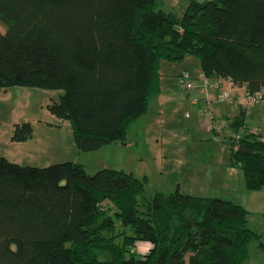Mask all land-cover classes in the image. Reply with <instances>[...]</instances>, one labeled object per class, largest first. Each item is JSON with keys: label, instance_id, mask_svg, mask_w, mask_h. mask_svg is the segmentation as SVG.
Wrapping results in <instances>:
<instances>
[{"label": "trees", "instance_id": "16d2710c", "mask_svg": "<svg viewBox=\"0 0 264 264\" xmlns=\"http://www.w3.org/2000/svg\"><path fill=\"white\" fill-rule=\"evenodd\" d=\"M0 21V89L62 90L48 109L81 152L126 143L161 92L163 61L194 56L207 77L264 90V0H191L181 15L158 0H0ZM230 126V163L261 190L264 136L244 112ZM32 131L15 124L12 140ZM145 185L123 170L0 157V264H243L261 239L241 204L179 187L146 198ZM137 242L152 248L140 255Z\"/></svg>", "mask_w": 264, "mask_h": 264}, {"label": "rangeland", "instance_id": "374dc122", "mask_svg": "<svg viewBox=\"0 0 264 264\" xmlns=\"http://www.w3.org/2000/svg\"><path fill=\"white\" fill-rule=\"evenodd\" d=\"M190 1L158 0V8L181 15ZM0 30L5 32L1 21ZM178 63L185 65H179V69H200L199 59L194 56L186 63ZM174 82L175 87L164 92L168 93L164 98H160V92L150 101L148 112L128 131L126 143H113L89 152L78 150L70 121L59 119L48 109L53 100H59L62 90L29 86L0 89V157L33 167L71 161L82 164L90 174L103 168L123 170L146 179V198L179 187L186 194L220 197L241 204L250 210L248 226L261 234L260 241L250 243L249 257L243 264H264V247L259 245L260 242L264 244V204L258 201L264 194L259 197L256 192L246 190L241 170L239 176L235 174L221 187L205 180L212 169L222 167L220 151L225 154V159L229 154L213 129L202 131L203 122L214 126L210 120L213 110L210 102L203 99L202 107L194 109L186 99L188 90L182 87L179 77L174 78ZM197 88L189 92L193 93ZM21 123L31 124L32 135L24 142H15L12 140L14 126ZM108 206H112L110 201L102 203V207ZM260 209L262 211H258ZM134 251L140 255L149 252L146 245L138 242Z\"/></svg>", "mask_w": 264, "mask_h": 264}, {"label": "crops", "instance_id": "0c3cea01", "mask_svg": "<svg viewBox=\"0 0 264 264\" xmlns=\"http://www.w3.org/2000/svg\"><path fill=\"white\" fill-rule=\"evenodd\" d=\"M188 60H190V55L186 56L182 62L186 63ZM182 64L183 63L167 62V61L166 63H164V61L161 63V67H160L161 97L160 98H164V94H168L164 92L167 91L169 92V89L175 87L174 78L178 79V77L181 75L182 72L187 71L192 76L198 88L193 93L186 91V99L190 100V103L194 109H198V108L200 109L202 107L203 105L202 102H204L203 99H205L206 102H210V104L213 107V110L211 111L210 120L211 123H213L214 125L213 126L214 133L221 137L222 144L227 148L228 154H229L228 145L227 143L224 142V139L234 134L230 126V123L243 112L246 115L247 126L250 127L251 129H257V132L261 133L264 136V107L255 105L251 107V114L247 115L246 103L244 98L247 93L245 86H235L229 80L213 75L212 77H207V76L206 77L213 82L219 83V87L216 88L210 86L204 90L200 87L201 79L202 77L205 76V74L201 70V67L199 70L196 71H189L185 67L179 69V65L185 66ZM174 75H175L174 78L171 77ZM223 93H229L232 99L231 103H226L220 100V97ZM210 104L208 103V105ZM204 113H206V111H204ZM204 127H205V123L203 122L201 126L202 131L208 132L204 129ZM220 153L222 154V162H221L222 167L217 169H212L211 174L205 176V180L209 181L211 185L214 184L218 187L225 185V182L234 178L235 174L236 176L237 174L239 176V171H240L238 167H234L231 165L230 154H229V158L225 159V154L223 153L222 150L220 151ZM250 192H256L257 194H259L260 197L261 195L264 194V188L258 191H250ZM258 201L259 203L264 204L263 197H260ZM246 209L250 212L248 208ZM258 211H262V210L260 209ZM139 243L146 245L148 251L152 248V244L150 242H138V244Z\"/></svg>", "mask_w": 264, "mask_h": 264}, {"label": "built area", "instance_id": "2783aa9c", "mask_svg": "<svg viewBox=\"0 0 264 264\" xmlns=\"http://www.w3.org/2000/svg\"><path fill=\"white\" fill-rule=\"evenodd\" d=\"M191 79L192 78L187 71L182 72L181 75L179 76V80H180V83L182 84V87H184L188 91L197 87L195 82ZM210 86L218 88L219 83L211 81L206 76L202 77L200 87L205 90ZM244 98H245V103H246L247 115L251 114V107H253L255 105H259V106L264 107V90L258 91L255 93H246ZM220 100L223 102H226V103H231V101H232L229 93H223L220 97ZM204 129L206 131H210L213 129V127H212V125H205ZM251 131L257 132V129H251ZM263 139H264V137H263Z\"/></svg>", "mask_w": 264, "mask_h": 264}]
</instances>
